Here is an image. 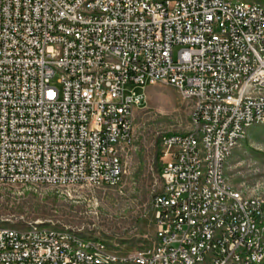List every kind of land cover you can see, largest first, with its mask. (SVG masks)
<instances>
[{"label":"built area","instance_id":"obj_1","mask_svg":"<svg viewBox=\"0 0 264 264\" xmlns=\"http://www.w3.org/2000/svg\"><path fill=\"white\" fill-rule=\"evenodd\" d=\"M153 82L181 92L191 118L160 137L150 244L122 252L67 225L0 215V264L264 259V198L224 173L247 128L264 123L255 0H0V185L119 186L145 102L126 90Z\"/></svg>","mask_w":264,"mask_h":264},{"label":"rangeland","instance_id":"obj_2","mask_svg":"<svg viewBox=\"0 0 264 264\" xmlns=\"http://www.w3.org/2000/svg\"><path fill=\"white\" fill-rule=\"evenodd\" d=\"M255 1L264 6V0ZM179 48H174L175 58ZM131 88L144 92L145 102L135 107L133 146L123 157L126 172L119 186L43 187L34 192L0 185V215L67 225L122 252L149 245L155 232L152 198L160 137L190 129L191 102L164 82L128 86L126 92ZM224 173L244 197L264 198V123L247 128Z\"/></svg>","mask_w":264,"mask_h":264},{"label":"trees","instance_id":"obj_3","mask_svg":"<svg viewBox=\"0 0 264 264\" xmlns=\"http://www.w3.org/2000/svg\"><path fill=\"white\" fill-rule=\"evenodd\" d=\"M259 264H264V259Z\"/></svg>","mask_w":264,"mask_h":264}]
</instances>
